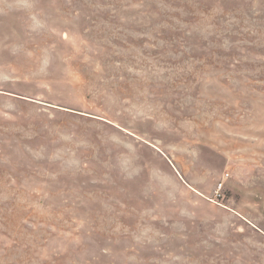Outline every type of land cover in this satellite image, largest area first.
Segmentation results:
<instances>
[{
  "label": "rangeland",
  "instance_id": "374dc122",
  "mask_svg": "<svg viewBox=\"0 0 264 264\" xmlns=\"http://www.w3.org/2000/svg\"><path fill=\"white\" fill-rule=\"evenodd\" d=\"M0 264H264V0H0Z\"/></svg>",
  "mask_w": 264,
  "mask_h": 264
}]
</instances>
